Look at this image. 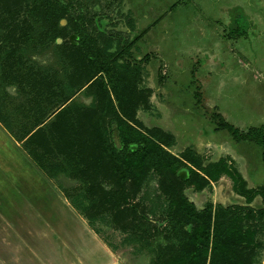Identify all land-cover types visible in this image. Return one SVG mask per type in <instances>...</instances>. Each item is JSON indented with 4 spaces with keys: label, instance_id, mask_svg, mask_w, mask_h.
Wrapping results in <instances>:
<instances>
[{
    "label": "rangeland",
    "instance_id": "1",
    "mask_svg": "<svg viewBox=\"0 0 264 264\" xmlns=\"http://www.w3.org/2000/svg\"><path fill=\"white\" fill-rule=\"evenodd\" d=\"M199 9L196 0H0L2 123H11L22 136L45 119L42 135L25 144L27 151L37 149L49 166L67 165L66 172L75 174L63 171L51 178L61 193L65 187L63 200L50 201L44 189L34 196L39 204L46 203V216L38 205L37 215L29 212L35 222L20 217L16 229L0 218L6 224L0 231V252L6 258L0 254V264H91L79 254L105 255L118 264H170L175 259V264H264L262 147L236 141L217 128L211 111L225 104L231 112L228 121L241 130L264 119L258 112L246 123L236 118L254 106L253 88L238 86L217 99L213 89L191 85V46L204 42L197 23L191 22ZM144 29L129 50L117 49L116 39L123 44ZM106 36L114 38L108 49ZM257 53L264 59V44ZM92 72L95 77L89 81ZM258 98L264 99V91ZM120 116L133 126L123 122L126 139L118 128ZM134 127L165 143L175 173L172 164L131 178L122 157L127 139L137 134ZM136 148L138 143L130 142L128 149ZM221 159L260 194L249 202L223 173L214 181L203 179L199 189L202 179L193 169ZM34 185L42 184L34 178L30 188ZM82 191L89 199L104 201L95 220L70 203ZM148 191L159 198L145 199ZM182 194L201 212L208 202L212 214L223 207L227 221L234 218V227L252 236V242L232 240L219 248L211 240L207 250L197 251L191 241L193 224H184L176 215L180 211L171 209ZM54 210L66 221L53 216L50 223Z\"/></svg>",
    "mask_w": 264,
    "mask_h": 264
},
{
    "label": "crops",
    "instance_id": "2",
    "mask_svg": "<svg viewBox=\"0 0 264 264\" xmlns=\"http://www.w3.org/2000/svg\"><path fill=\"white\" fill-rule=\"evenodd\" d=\"M196 2L200 9L191 22L197 23V34L204 42L201 45L192 43L191 46L194 63L191 70V85L197 84L207 90L213 89L217 99L222 94H231V89L238 86L253 88L254 106L248 109L246 116L244 114L236 118L246 123L247 118L251 119L258 112L264 119V99H256V96L264 91V59L258 57L257 53V47L263 48L264 44V0H196ZM181 62L179 61V64ZM224 105L219 112L228 120L231 112L229 107ZM2 122L0 119V212L3 214L0 218L9 223L8 227L16 229L20 217L30 224L35 222L30 213L32 211L37 215L38 205L42 214L46 216L44 211L46 203L39 204L34 197L40 190H45L50 201L55 198L63 200L65 197L32 159L25 147L27 137L19 139ZM261 124H264V121ZM238 156L242 159L241 154ZM34 178L42 184L40 189L35 185L30 188V182ZM55 211L50 212L52 216L50 223L53 216L55 219L61 218L59 210L56 212L57 215ZM61 220L65 222L66 218L63 217ZM5 225L0 223V231L6 229ZM0 254L6 256L4 250ZM79 256L91 264H104V261L118 264L114 258L109 262L105 255L94 257L79 254ZM7 263L14 264L10 261Z\"/></svg>",
    "mask_w": 264,
    "mask_h": 264
},
{
    "label": "trees",
    "instance_id": "3",
    "mask_svg": "<svg viewBox=\"0 0 264 264\" xmlns=\"http://www.w3.org/2000/svg\"><path fill=\"white\" fill-rule=\"evenodd\" d=\"M52 6H53V2H52ZM53 10L55 12H59L62 14L65 13V11L62 12V9L57 7L53 8ZM49 12L45 11L44 13L48 14ZM127 22L131 30L134 29L133 18H129ZM143 33H145V29L140 31L138 35L135 36L134 39L124 40L123 44H121L120 39H116L115 41L117 42L116 44L117 49H120L119 51L123 49L129 50L130 44L136 39V37H140ZM102 35L105 36V34ZM106 39L108 41L107 42L108 47L106 48L108 49L113 46L114 38H109L106 36ZM121 46L122 48H119ZM109 53L111 55L114 54L113 52H109ZM94 75H95L94 72H92V76L88 78L89 81H92L94 79L95 77ZM211 116L216 121L217 128L229 131L236 141H242V140L252 141L261 145L262 159L264 161V124L251 126L247 130H241L239 127L235 126L234 124L226 120L219 111H215V110L211 111ZM123 122L126 125L128 123L130 127H133L129 124L126 118L120 116V122L118 124V128L121 133V136L123 134ZM44 123H45V119L37 123L34 129L31 132L26 133L25 135L20 136L16 134L17 131L15 132V134L19 139L22 140L25 137H27L25 144L29 142L35 143L36 140L34 141L33 138H38V136H41L42 134L40 135L38 134L40 132H43L44 128L47 126V124ZM6 124L7 127L10 129V131H13L14 133V129L11 126V124L9 123ZM133 130L135 131V133L140 135L138 136L137 134H135V136L127 139L126 148L124 150V154L122 157V164L125 167V169L131 174V178L134 177V179H141L144 176H146L148 170H150L153 167L162 166L163 168L168 169L167 167L172 164H174V166H172V170L175 173L177 166L168 157V155H171V153L166 149L165 143L160 141L152 134L143 133L141 130H139L136 127H134ZM122 137L126 139V135ZM130 142L138 143V148L130 151L128 149ZM113 151H115V148L113 149ZM30 155L32 159L37 163L39 168L45 173L47 178H49L50 180L52 177L58 176L59 172L61 173L65 172L69 176L75 175L74 173L72 174L70 170L66 172V169L68 167L67 165L49 166L47 159L41 160L44 158V156L41 152H38L37 149L32 150L30 152ZM199 169L201 172L204 173L203 175H201L200 171H198L197 169L196 170L193 169L194 173L199 175L202 179V182H199L200 184L198 185L199 189L203 188V179H205L207 182H210L211 180L214 181L217 180L220 177V175L223 173L228 175L232 179L234 191L246 197V199L249 202L252 201L258 194H260V191L258 189L248 188L247 182L244 176L242 175V173L235 166L228 164V162L225 159H221L219 161L213 162L208 167L201 166ZM138 183H140V181L135 182L136 185ZM63 189L61 190L63 196H65L66 194L65 187ZM151 195L152 194L150 193V191H148L144 197L149 201L153 200V202L159 198V195L157 194L155 195V197H153L155 199L154 200L153 198H151ZM88 197L89 196L82 191L75 198L70 197L71 198L70 203L80 213L86 215L90 219L95 220L98 211H101L100 207L104 204V201L100 198L99 199L90 198L91 199L90 200ZM85 199L90 200V203L88 205L85 204L84 202ZM98 205L100 206L97 209ZM171 209L178 212L180 211L179 213H176V215L178 217L181 216L183 218L184 224H188V223L193 224V230H192L193 236L191 237V241L194 243V245H196L197 251L205 250L206 248H208L209 244L211 243V240H212V246L213 247L219 246V248H224L226 244H228V242L232 240L242 243L245 242L248 243V241L252 242L253 239L252 236L234 227L236 223L234 218H232L230 221H227L226 218L229 217V214L227 212L222 213V210L225 211L223 207H220L218 211H215V213L212 214L213 206L211 203L208 202L205 210H203L202 213L200 210L197 209L195 204L188 199L186 195L182 194L177 199L173 200V202L171 203ZM150 212L155 213L154 208H151ZM223 217H225V219ZM224 227L226 229V233L223 232ZM191 254H195V253L191 252ZM176 261H177L176 259L171 260L169 263L175 264Z\"/></svg>",
    "mask_w": 264,
    "mask_h": 264
}]
</instances>
